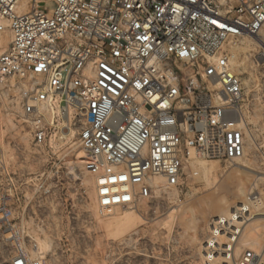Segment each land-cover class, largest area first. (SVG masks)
Wrapping results in <instances>:
<instances>
[{
  "label": "built area",
  "instance_id": "built-area-1",
  "mask_svg": "<svg viewBox=\"0 0 264 264\" xmlns=\"http://www.w3.org/2000/svg\"><path fill=\"white\" fill-rule=\"evenodd\" d=\"M263 28L264 0H0V82H26L19 106L36 146L75 131L103 214L150 198L151 178L177 187L197 161L245 157L229 49ZM244 214L213 222L209 264L257 263L234 258ZM10 264L42 262L18 250Z\"/></svg>",
  "mask_w": 264,
  "mask_h": 264
},
{
  "label": "rangeland",
  "instance_id": "rangeland-1",
  "mask_svg": "<svg viewBox=\"0 0 264 264\" xmlns=\"http://www.w3.org/2000/svg\"><path fill=\"white\" fill-rule=\"evenodd\" d=\"M0 40L1 55L8 31ZM229 52L249 113L245 157L197 161L188 169L196 175L187 170L177 187L151 178L150 198L103 214L93 178L77 163L83 152L75 131L59 128L36 146L19 106L26 82H0V264H10L18 250L42 264H209L213 222L244 206L250 216L245 228L235 224L234 258L250 251L264 264V46L243 37Z\"/></svg>",
  "mask_w": 264,
  "mask_h": 264
},
{
  "label": "bare ground",
  "instance_id": "bare-ground-1",
  "mask_svg": "<svg viewBox=\"0 0 264 264\" xmlns=\"http://www.w3.org/2000/svg\"><path fill=\"white\" fill-rule=\"evenodd\" d=\"M264 29V28H263ZM9 33V32H8ZM10 34V33H9ZM260 34V33H259ZM259 34L258 35H256V36H243V37H251V38H253V39H255L256 41H258L259 42V45H262V46H264V41L263 40H261L260 38H259ZM242 37V38H243ZM3 43H4V41H2V40H0V46H2L3 45ZM229 63H230V65H231V57L229 58ZM242 64H239L238 65V69H241L242 68V66H241ZM232 66V65H231ZM233 68V67H232ZM233 70H234V68H233ZM81 158H79V160H78V164H80V165H82L83 164V161H81L80 160ZM204 168H205V166H204ZM89 174V173H88ZM90 175V174H89ZM91 176V175H90ZM92 177V176H91ZM93 178V177H92ZM155 178H160V177H155ZM93 180H94V178H93ZM151 183V185H152V187L153 188H155V186L152 184V182H150ZM96 183H95V180H94V185H95ZM241 210H243L244 212H245V214L249 211V208L248 207H246V206H244V207H242L241 208ZM231 211V210H230ZM245 214H244V217H243V221H240V223H239V225H241V226H244V224H246V221H248V218H249V216H250V213L248 212L247 214H246V216H245ZM221 218V217H220ZM244 228H245V226H244Z\"/></svg>",
  "mask_w": 264,
  "mask_h": 264
}]
</instances>
